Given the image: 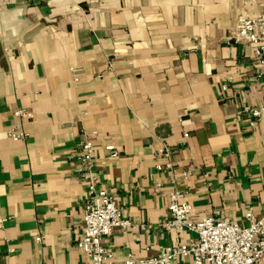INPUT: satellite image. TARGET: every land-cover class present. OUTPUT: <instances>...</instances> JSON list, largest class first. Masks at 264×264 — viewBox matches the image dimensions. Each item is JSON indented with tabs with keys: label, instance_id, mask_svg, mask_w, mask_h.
Returning a JSON list of instances; mask_svg holds the SVG:
<instances>
[{
	"label": "crops",
	"instance_id": "obj_1",
	"mask_svg": "<svg viewBox=\"0 0 264 264\" xmlns=\"http://www.w3.org/2000/svg\"><path fill=\"white\" fill-rule=\"evenodd\" d=\"M241 13L264 0H0V264L89 262L76 245L85 140L134 223L103 239L117 258L195 237L161 225L172 188L193 219L260 215L264 114L250 125L244 107L264 106V78L253 46L230 37Z\"/></svg>",
	"mask_w": 264,
	"mask_h": 264
},
{
	"label": "built area",
	"instance_id": "obj_2",
	"mask_svg": "<svg viewBox=\"0 0 264 264\" xmlns=\"http://www.w3.org/2000/svg\"><path fill=\"white\" fill-rule=\"evenodd\" d=\"M230 37L253 46L262 66L260 75L264 78V13L256 17L239 14ZM244 111L251 117L250 125H254L264 114V106L246 105ZM15 114L32 116L25 109H17ZM12 135L19 137L21 133ZM108 148L113 149L112 146ZM161 152L170 156L167 147ZM77 158L80 165L77 175L87 184L82 233L76 241L77 247L89 257V262L82 264H175L180 258H189V264H264V204L260 215H256L254 207L248 204L244 222L231 219L219 210L200 219H193V207L187 200V193L179 188H172L166 193L169 212L161 225L167 231H190L195 237L184 243L169 245L160 253L148 257L128 253L117 258L104 245L103 239L112 234L116 227L127 229L134 223L123 215L114 194L99 184L95 148L91 140L80 143ZM165 167H172L170 160ZM157 168L162 169L163 166L157 165ZM160 187L161 184L158 183L156 190ZM140 226L142 229L146 228L145 224Z\"/></svg>",
	"mask_w": 264,
	"mask_h": 264
}]
</instances>
